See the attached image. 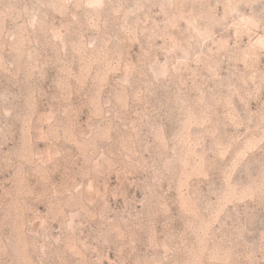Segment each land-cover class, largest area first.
<instances>
[{"label":"rangeland","instance_id":"1","mask_svg":"<svg viewBox=\"0 0 264 264\" xmlns=\"http://www.w3.org/2000/svg\"><path fill=\"white\" fill-rule=\"evenodd\" d=\"M0 264H264V0H0Z\"/></svg>","mask_w":264,"mask_h":264}]
</instances>
